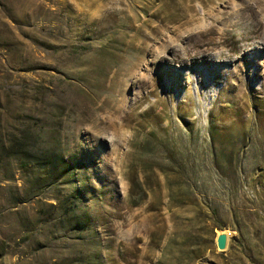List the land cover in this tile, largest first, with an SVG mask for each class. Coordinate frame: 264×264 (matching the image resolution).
<instances>
[{
    "label": "rangeland",
    "instance_id": "obj_1",
    "mask_svg": "<svg viewBox=\"0 0 264 264\" xmlns=\"http://www.w3.org/2000/svg\"><path fill=\"white\" fill-rule=\"evenodd\" d=\"M226 7L242 14L220 34L239 39L249 22L264 23V0H0V264H264V39L256 38L258 61L239 59L240 104L234 65L189 61L167 66L155 84L139 80L157 67L141 43L152 26L161 37L168 26L188 34ZM175 44L189 47L177 39L157 49L171 56ZM125 96L120 126L108 127L104 117ZM24 130L36 150L55 149L70 167L58 176L23 167L11 140ZM213 133L239 159L234 198L214 193ZM178 153L194 157L210 189L197 203L189 192L172 199L160 171L174 173ZM150 167L159 178L146 181ZM137 173L147 195L134 205Z\"/></svg>",
    "mask_w": 264,
    "mask_h": 264
},
{
    "label": "bare ground",
    "instance_id": "obj_2",
    "mask_svg": "<svg viewBox=\"0 0 264 264\" xmlns=\"http://www.w3.org/2000/svg\"><path fill=\"white\" fill-rule=\"evenodd\" d=\"M245 9H252V6L246 5ZM254 9L256 10V8ZM241 14H242V10L239 11L237 10L236 12L235 11L233 12V10L229 9L228 7H226L225 11L222 12L223 16L221 17H218L216 14H213L211 11L207 12L208 17L212 18L214 22L209 26H202L201 29L191 31L188 34H185L183 32V28L184 29L187 28L185 26H177V27L168 26L171 34L165 35V37H161L162 36V35L160 36L161 26H152L151 31L148 32L146 35L148 41H143L141 43H142V47L147 50L148 55L151 57L152 61L158 60V62L156 63L157 67H155L153 73L149 71V73L151 72L150 76H144L143 78H140L139 79L140 82L145 83V85L155 84L162 70L168 68L167 66L171 67L177 63H181V65L187 66L190 63L189 61L192 62L201 61L202 63L207 64L208 67L211 68L214 67L215 65H234V68L232 70V76L234 77V79L235 78L237 79V82L230 83V88L235 91V98L232 101V103L240 104L241 101H243L246 93L247 81L245 80L243 73L244 72L247 73V70L241 67L239 63V59H244L246 56L252 54L255 57L254 60L258 61L259 58L257 51L259 46L257 45L258 41H256V38L264 39V23L263 20L260 19L258 20L257 25L253 22H249L248 23L249 26L247 27L250 28L251 30L247 33L242 34L241 35L242 37H240L239 39L233 35H229L227 31H224L223 33L220 34L221 32L219 30L220 24L228 21L231 17L234 18L240 16ZM198 18L201 19V17ZM244 20L245 18H240L238 20L232 21L230 27H235L237 25L240 26L245 22ZM177 39H180L183 42H188L189 47L183 52H178L174 49L176 47L175 44L174 46H171V56H167V57L162 56L161 51L157 49V45L159 46L158 48L161 49L175 42V40ZM235 51L241 52L240 57L237 59L232 58V55ZM136 74L137 72L133 73L131 77L135 76ZM124 80L126 79L124 78ZM154 91L155 90L153 89L151 92ZM120 101L122 104L113 107L111 113H109L110 111L109 112L107 111L108 114L104 117V120L106 121L105 124H107L108 127L112 128L115 127L116 125L120 126L119 123L121 122H118L114 117L124 109L126 96L120 98ZM136 101H137L136 103H138L141 100L137 98ZM228 103L229 102H227V104ZM241 111L242 108L238 105V108L236 109L235 113H239ZM87 123L88 122L86 121V124ZM102 124L104 125V123ZM107 129L108 128H105V130ZM101 132H104V130H102Z\"/></svg>",
    "mask_w": 264,
    "mask_h": 264
},
{
    "label": "trees",
    "instance_id": "obj_3",
    "mask_svg": "<svg viewBox=\"0 0 264 264\" xmlns=\"http://www.w3.org/2000/svg\"><path fill=\"white\" fill-rule=\"evenodd\" d=\"M211 141L213 150L211 166L214 170L211 180L213 179L212 181L218 183L214 193L217 195L227 193L230 197L234 198L238 193L240 174L237 172V169L230 170V168L236 167L239 164L238 156L235 152L228 154L225 148L218 149L215 143L216 138L214 133L211 137ZM11 147L22 154L19 161L23 167H29L30 165L37 166L47 170L52 176L62 175L66 169L70 167V163L57 150H36L28 130H24L20 135H14L11 140ZM178 157L179 158L174 161V164L169 165L171 167H176L174 173L167 172L164 167L160 170L166 175L170 197L177 200L185 193L189 192V194L196 196L194 202L197 203L198 197L209 195L210 189L206 181L203 180V175L198 169L194 157L185 158L180 155ZM221 163L224 164L226 169H222ZM144 176L146 181L152 178H159V174L155 172L152 167L144 170ZM140 178L138 174L136 179L132 181L130 199L134 205H138L147 195L145 183H143ZM208 206L210 211L214 214L219 211L216 200H212Z\"/></svg>",
    "mask_w": 264,
    "mask_h": 264
},
{
    "label": "water",
    "instance_id": "obj_4",
    "mask_svg": "<svg viewBox=\"0 0 264 264\" xmlns=\"http://www.w3.org/2000/svg\"><path fill=\"white\" fill-rule=\"evenodd\" d=\"M230 242V232L228 229H223L220 232H218L217 238H216V244L219 251H226L229 247Z\"/></svg>",
    "mask_w": 264,
    "mask_h": 264
}]
</instances>
